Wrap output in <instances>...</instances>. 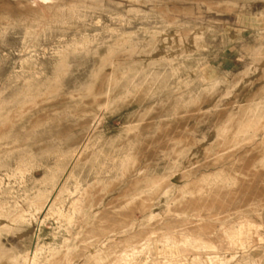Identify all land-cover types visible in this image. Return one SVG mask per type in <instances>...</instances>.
<instances>
[{
	"label": "rangeland",
	"instance_id": "obj_1",
	"mask_svg": "<svg viewBox=\"0 0 264 264\" xmlns=\"http://www.w3.org/2000/svg\"><path fill=\"white\" fill-rule=\"evenodd\" d=\"M0 264H264V0H0Z\"/></svg>",
	"mask_w": 264,
	"mask_h": 264
}]
</instances>
